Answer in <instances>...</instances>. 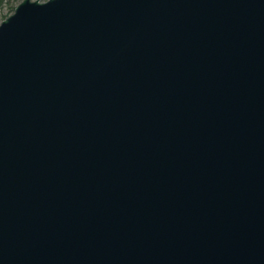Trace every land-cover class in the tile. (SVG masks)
<instances>
[{
  "label": "water",
  "instance_id": "95a60500",
  "mask_svg": "<svg viewBox=\"0 0 264 264\" xmlns=\"http://www.w3.org/2000/svg\"><path fill=\"white\" fill-rule=\"evenodd\" d=\"M0 264H264V0L19 3Z\"/></svg>",
  "mask_w": 264,
  "mask_h": 264
},
{
  "label": "rangeland",
  "instance_id": "374dc122",
  "mask_svg": "<svg viewBox=\"0 0 264 264\" xmlns=\"http://www.w3.org/2000/svg\"><path fill=\"white\" fill-rule=\"evenodd\" d=\"M23 0H4L0 6V23L11 13H14L16 6Z\"/></svg>",
  "mask_w": 264,
  "mask_h": 264
},
{
  "label": "trees",
  "instance_id": "16d2710c",
  "mask_svg": "<svg viewBox=\"0 0 264 264\" xmlns=\"http://www.w3.org/2000/svg\"><path fill=\"white\" fill-rule=\"evenodd\" d=\"M4 0H0V6L3 4Z\"/></svg>",
  "mask_w": 264,
  "mask_h": 264
}]
</instances>
